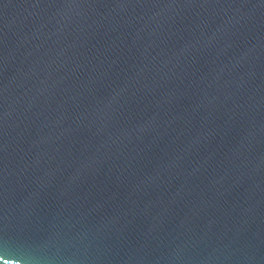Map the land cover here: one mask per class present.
I'll use <instances>...</instances> for the list:
<instances>
[{
  "label": "water",
  "instance_id": "95a60500",
  "mask_svg": "<svg viewBox=\"0 0 264 264\" xmlns=\"http://www.w3.org/2000/svg\"><path fill=\"white\" fill-rule=\"evenodd\" d=\"M0 264H264V0H0Z\"/></svg>",
  "mask_w": 264,
  "mask_h": 264
}]
</instances>
